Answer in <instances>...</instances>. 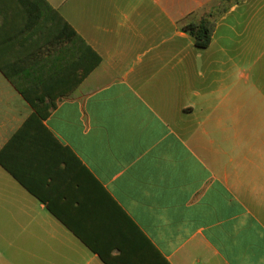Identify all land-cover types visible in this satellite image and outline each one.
<instances>
[{
  "label": "crops",
  "instance_id": "0c3cea01",
  "mask_svg": "<svg viewBox=\"0 0 264 264\" xmlns=\"http://www.w3.org/2000/svg\"><path fill=\"white\" fill-rule=\"evenodd\" d=\"M0 264H264V0H0Z\"/></svg>",
  "mask_w": 264,
  "mask_h": 264
},
{
  "label": "trees",
  "instance_id": "16d2710c",
  "mask_svg": "<svg viewBox=\"0 0 264 264\" xmlns=\"http://www.w3.org/2000/svg\"><path fill=\"white\" fill-rule=\"evenodd\" d=\"M206 32H208V30H206ZM202 33H204V32L202 31ZM195 38H196L197 44L200 45V46H206L209 43V40H210V37H209L208 33H206V35L197 33Z\"/></svg>",
  "mask_w": 264,
  "mask_h": 264
},
{
  "label": "rangeland",
  "instance_id": "374dc122",
  "mask_svg": "<svg viewBox=\"0 0 264 264\" xmlns=\"http://www.w3.org/2000/svg\"><path fill=\"white\" fill-rule=\"evenodd\" d=\"M231 1V0H230ZM221 8L220 7H214L213 10H214V14L217 13L216 10H220ZM251 14V13H250ZM237 44H235L234 46H236Z\"/></svg>",
  "mask_w": 264,
  "mask_h": 264
}]
</instances>
